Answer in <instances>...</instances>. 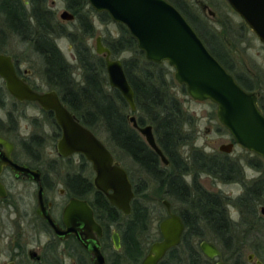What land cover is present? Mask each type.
<instances>
[{"label": "trees", "instance_id": "16d2710c", "mask_svg": "<svg viewBox=\"0 0 264 264\" xmlns=\"http://www.w3.org/2000/svg\"><path fill=\"white\" fill-rule=\"evenodd\" d=\"M62 1L74 15L72 22L59 21L55 12L48 7L47 0H0L1 27L37 55L43 66L42 77L46 85L59 93L68 108L94 132L103 130L107 134L113 155L122 154L130 158L146 177L144 180L157 187V197L164 195L183 203L185 208L181 216L186 230L181 244L170 250L167 257L172 258L175 264H205L195 243L204 241L208 235L206 232L216 237L224 251H229L231 246L236 245L232 233L239 225L228 218L225 206L231 203L243 217H247L244 224L249 220L254 225L260 221L258 211L260 206H264V160L254 155L252 160L247 161V165L259 173V177L248 180L242 196L235 200L202 189L197 184L201 174L221 182L240 181L241 178L245 181V176L240 174L238 163L225 154L206 155L192 150L188 157L181 155L180 149L190 145L188 134L184 131L190 121L172 92L176 84L171 72L166 63L148 62L127 29L119 25V37L107 34L101 41L113 59L131 54V57L122 60V65L134 92L136 112L133 115L138 126L152 127L156 143L169 161L167 167L161 166L157 155L128 122L129 106L120 93L114 89H104L107 86L104 59L92 53L88 45V40L94 37L96 31L90 18L94 11L84 0ZM180 13L194 30L198 29L196 33L207 49L230 72L221 54L204 37V33L186 14ZM99 16L101 22L110 19L106 13ZM207 36L210 40L215 39L209 33ZM59 39H66L70 43L81 70L82 83H77L72 77V67L57 47ZM236 81L244 90L253 91L243 79L237 78ZM181 92L186 95L185 87L181 86ZM262 99L263 96L258 100V106L264 114ZM188 178H191V185L186 182ZM134 193L136 198L142 192L135 186ZM117 223L125 248L131 245L134 249L133 264H138L146 252L143 245L148 232L146 208L137 206L134 199L131 215L122 217L118 214ZM180 248L181 252L178 251ZM238 248L234 247L235 250L231 252L239 254ZM164 260L160 264H164Z\"/></svg>", "mask_w": 264, "mask_h": 264}, {"label": "water", "instance_id": "95a60500", "mask_svg": "<svg viewBox=\"0 0 264 264\" xmlns=\"http://www.w3.org/2000/svg\"><path fill=\"white\" fill-rule=\"evenodd\" d=\"M96 13H106L110 20L124 26L136 41L137 49L144 58L154 64L166 63L173 70L175 82L185 87L186 94L194 101H209L216 105V116L222 127L229 133L232 142L218 148L220 153L231 154L234 147L243 148L264 160V114L257 105V96L244 90L234 77L210 53L194 28L184 16L166 0H84ZM230 8L243 20L264 46V0H225ZM60 20L72 22L74 15L64 10ZM95 54L104 59L109 87L117 90L129 106L128 122L143 138L148 148L159 158L164 167L168 159L158 147L150 125L138 126L134 92L124 73L122 61L113 59L107 47L96 38ZM0 77L7 91L14 98L37 102L45 111H52L61 128V138L57 142V153L62 157L82 155L91 164L94 173L93 185L107 198L108 202L123 215L131 214L134 199L132 184L126 170L120 166L109 149L88 128L79 124L74 116L61 104L55 91L38 94L15 74L9 56L0 55ZM5 148L11 145L0 140ZM10 166L17 174L40 181V172L32 171L6 159L1 165ZM0 167V168H1ZM2 189L0 186V193ZM0 196H5L2 192ZM39 209L42 195L39 196ZM161 205L167 217L159 225L161 239L149 245L147 254L140 264H158L173 248L181 244L185 225L180 216L171 212V204L163 199ZM264 215V207L261 208ZM53 226L57 235H63L50 216L42 215ZM64 223L71 231L81 226L87 238L98 244L102 235L101 227L95 222L86 202L72 200L63 211ZM69 220L72 225H69ZM70 227V228H69ZM74 227V228H73ZM68 234V232H67ZM91 234L92 238H89ZM112 242L115 249L120 246L118 234L114 233ZM202 255L215 264H227L216 245L201 241L198 245ZM95 264H105L99 247L91 251ZM253 255L248 256L251 261ZM256 264H261L259 261Z\"/></svg>", "mask_w": 264, "mask_h": 264}, {"label": "rangeland", "instance_id": "374dc122", "mask_svg": "<svg viewBox=\"0 0 264 264\" xmlns=\"http://www.w3.org/2000/svg\"><path fill=\"white\" fill-rule=\"evenodd\" d=\"M47 1L48 7L55 12L58 20L63 23H69L60 20L59 17L60 14L66 10L64 1ZM210 3L209 10L214 12L213 17H210L207 11H194L200 18V21L196 23L197 27L202 33H204V37L207 38L210 44L211 42L207 34L209 33L210 35L211 33V36L215 37L216 43L221 48V52L226 54L224 55L226 56L227 62L231 61L233 63V72L242 74V77L246 80L245 82L251 85L253 91L260 93V98L263 96L262 100L264 102V46L243 20L230 8L225 0H210ZM90 16L96 31L94 37L88 40V45L92 49V53L95 54L96 38L100 37L102 40L107 34L111 37L117 38L121 35V27L118 24L113 23L110 19L101 22L99 13H96L95 11L94 13H91ZM0 30L2 31V33H0L1 50L16 60L21 66L22 71H28L30 73L28 79L30 83L35 87H38L41 91H47L48 87L42 77L43 66L37 55L16 36L9 34L7 30L3 29L1 23ZM205 32L207 34H205ZM57 47L66 61L71 65L72 77L77 83H82L83 77L81 75V70L79 69L70 43L66 39H59L57 40ZM129 57H131V54H123L117 59L122 61L124 58ZM166 67L170 70L173 77V70L168 65ZM105 77L107 79L106 72ZM175 84L176 87L172 89V92L176 96L183 111L188 115L190 121V124H187L184 127V131L188 134L190 145L180 149L181 155L188 157L192 150H199L206 155L223 154L218 151V148L223 144L231 143V137L217 119L216 105L209 101L197 102L192 100L187 94H182L180 85L176 82ZM104 89L106 91H108V89L111 90L108 80L107 86H105ZM6 107L9 109V105ZM25 109L28 116L38 117L40 119L39 121L42 120L36 107L26 105ZM21 124L23 125V123ZM43 130L44 132L40 134L42 136V141L40 143V155L42 156H40V159L42 160V167L48 175V178H50L51 181H66L67 177L74 175L78 176L80 173L85 178L91 180L93 178V173L90 165L85 161L84 163L78 156L73 157L70 161H61L58 159L53 149L54 138L52 137L53 135L50 126H45ZM95 134L111 151H113L107 134L103 130H96ZM228 157L230 160L238 163L239 172L245 176V181L241 178L240 181H242V183L239 181L221 182L208 175L201 174L198 177L197 184L211 194L235 200L242 196L245 189L244 184L249 182L248 180L259 177V173L247 165V161L252 160L254 155L243 148L237 146L234 147ZM114 159L127 171L130 180L133 181L135 186H137L142 192L141 195L135 199L136 205L144 206L148 214V232L145 236L146 238H144V240L147 241L143 244L147 252L148 246L152 242L159 240L157 226L159 222L166 217L165 209L160 201L167 199L171 203L172 211L176 214L183 211L185 206L180 200L174 198L167 196L164 197V195L160 198L157 197V187L154 186L153 183H150V181L144 180L146 177L130 158L124 157L122 154H114ZM52 160H54L53 164L48 166V163L52 162ZM161 166L163 165L161 164ZM66 174H69V176H66ZM186 182L191 185V178H188ZM59 184L61 183L59 182ZM61 187V185L58 186V188ZM28 188V186L24 185L14 186V188L11 189V196L6 200L4 232L8 238L7 247L11 241H15L17 212L29 208V199L32 198H30L29 193H27L29 192ZM261 207L264 206H260L258 211L259 217L261 218L260 221L255 225L251 224L253 223L252 220H249L247 224H244L247 217H243L234 205L227 203L225 210L228 218L239 225L232 233V236L236 239V245L231 246L229 251H224L220 242L209 232H206L208 237L206 236L203 240L216 245L222 253L223 259L226 260L228 264H256L255 261L264 264V215L261 213ZM42 241H44V239H42ZM195 245L198 248L199 242H196ZM234 247H239V254L237 253L234 255L231 252L235 250ZM2 249H6V246L3 243ZM178 251L181 252L182 249L180 248ZM249 255H253L251 261H248ZM2 259L3 258H0V264L2 263ZM203 259L205 264L215 263L213 260H206L204 256ZM164 264H175V262L172 258L166 256Z\"/></svg>", "mask_w": 264, "mask_h": 264}, {"label": "flooded vegetation", "instance_id": "af4514ba", "mask_svg": "<svg viewBox=\"0 0 264 264\" xmlns=\"http://www.w3.org/2000/svg\"><path fill=\"white\" fill-rule=\"evenodd\" d=\"M166 1L173 5L179 12L182 11L184 14H186L195 24L200 21L199 16L194 12L195 10L207 11L210 17L214 16V12L209 10L211 4L210 0ZM213 39L214 38L209 40L214 48L221 54L227 68L230 69L231 73L229 71L228 72L234 77L235 80L239 78L241 81L243 79V81L245 82L246 80L242 77V74L233 72V63L231 61V63L229 61L227 62L225 56L226 54L221 52V48L216 43V39ZM0 55L9 56L11 58L16 76L22 82L27 84L33 92L43 94L46 92L55 91L59 97L61 104L74 116V119L82 126L91 130L96 136L95 132L88 126H86L68 108V106L66 105L64 100H62V97L56 90L50 89L47 86V91H41L40 89H38V87H35L32 83H30V81L28 80L30 73L28 71H22L21 66L16 60H14L10 55H7L1 49ZM252 92L257 96L258 105L260 93L254 91ZM8 105L9 109H7L6 107ZM26 105L36 107L41 115L42 120L39 121L40 119L38 117L28 116L25 109ZM0 112V140H4L11 145V147L5 148L0 144V165L6 159H10L14 164L25 166L32 171L38 170L40 172V181H35L27 176L17 175L10 166H0V186L2 189L1 193H5L4 197L0 196V258H3L1 264H95L91 254L92 248L94 246L99 247L100 253L104 257L105 264H133L134 249L131 245L128 246L127 249L125 248L124 243L122 242L121 234L118 230L117 223L118 214H121L122 217H129L131 214L129 216L123 215L117 208H115L108 202L105 195L95 189L93 185V171V178L91 180L89 178H85L79 173L78 176L74 175L67 177L66 181H51V179L48 178V175L43 169L41 163L42 160L40 159V156H42L40 155V143L42 141V136L40 134L44 132V127L48 125L50 126L53 135L52 137L54 138L53 149L58 159H60L61 161H70L73 157L78 156L83 162L85 161L86 163H88L85 158L79 154L62 157L57 153L56 145L61 138L62 131L55 120L54 113L52 111H45L37 102L26 100L20 101L14 98L7 91L5 82L1 77ZM21 123H23V125ZM101 142L106 146L103 141ZM112 156L114 158L113 154ZM114 161L117 162L115 159ZM53 162L54 160L48 163V166H51ZM88 164L91 167V164ZM66 176H69V174H66ZM59 182L61 184H59ZM130 182L132 184L134 192L135 184L131 180ZM239 182L242 183V181ZM17 185L28 186L29 192L27 193H29V197L32 199H29V208L27 210L17 212L15 223V241H11L7 247L8 238L6 237L4 232V217L6 215L5 203L6 200L11 196V189L14 188V186L16 187ZM59 185H61L62 187L58 188ZM40 194L42 195V203L39 209L40 200L38 196ZM72 200L86 202V204L91 209L95 222L102 229V235L100 238H97L95 234H92V236L98 240V244L93 240L87 238V234L81 226L77 227L74 232L69 230L64 223L63 211ZM39 212L42 215L50 216V218L57 225L58 229L63 232V235H57L53 226L50 225L45 218H42ZM171 212L173 214H176L172 211V206ZM176 215L180 216L182 219L181 211ZM68 222L69 225H72L71 220H69ZM114 233L118 234L119 237L120 246L118 249H115L112 242V236ZM89 238H92L91 234ZM42 239H44V241H42ZM160 239L161 236L159 233V240ZM2 243L6 246L5 250L2 249ZM146 254L147 252L145 253V255ZM167 254L165 255V257L167 256ZM145 255L143 256V258L145 257ZM165 257L158 264H160L165 259ZM143 258L138 264L142 262ZM205 259L210 260L207 258ZM213 261H215V263L217 262V260ZM256 262L257 261H255V263Z\"/></svg>", "mask_w": 264, "mask_h": 264}]
</instances>
